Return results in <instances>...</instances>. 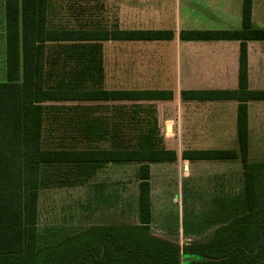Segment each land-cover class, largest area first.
I'll return each mask as SVG.
<instances>
[{
    "label": "trees",
    "instance_id": "16d2710c",
    "mask_svg": "<svg viewBox=\"0 0 264 264\" xmlns=\"http://www.w3.org/2000/svg\"><path fill=\"white\" fill-rule=\"evenodd\" d=\"M47 0H0V264H42L49 252L41 256L35 249L37 201L41 188L46 187L49 175L44 168L64 167L68 175L76 171L98 170L109 164L139 165L138 219L140 227L121 230L115 228L105 242L102 259L84 257L78 252L68 253L67 242L59 247V258L52 264H215L228 253L221 246L230 245L239 231L245 232L250 243L243 251L253 259L252 264H264V242L260 229L241 220L218 227L208 244L194 243L179 257L169 243L152 239L150 223L149 164L172 163L174 151L165 149H81L48 147L44 144L43 122L49 103L111 101V100H167L169 91H106L102 89L47 88L45 53L47 42L96 41H159L172 38L170 31L105 30L100 32L46 29ZM252 0H243L242 27L239 31L182 32L188 40H239V90L233 92L194 93L207 98L264 100V92L247 90V41L264 40V30L251 25ZM246 107L238 109L239 155L234 151H191L183 154L187 160H235L240 157L244 166V200L247 216L256 211L259 199L255 192L256 177L247 161ZM73 171V173H71ZM98 230V229H95ZM123 234V235H122ZM108 235V233H107ZM101 236L100 234L98 240ZM107 237V236H106ZM121 237L122 241L118 239ZM118 238V239H116ZM110 239V241H109ZM118 240V241H117ZM241 240V239H236ZM93 240L89 247L99 248ZM222 241L223 244H217ZM86 242V241H85ZM90 242V241H89ZM104 242V243H105ZM257 242L261 245L253 246ZM61 244V245H62ZM88 244V243H87ZM85 245V244H84ZM98 246V247H97ZM63 247V250L61 249ZM213 247V248H212ZM214 247L222 254H213ZM200 248L201 256L190 257L191 249ZM67 252V253H66ZM75 255V256H74ZM214 258V259H213ZM229 258V257H227ZM226 262V261H224Z\"/></svg>",
    "mask_w": 264,
    "mask_h": 264
},
{
    "label": "crops",
    "instance_id": "0c3cea01",
    "mask_svg": "<svg viewBox=\"0 0 264 264\" xmlns=\"http://www.w3.org/2000/svg\"><path fill=\"white\" fill-rule=\"evenodd\" d=\"M86 2H90L87 0ZM243 0H114L119 21L136 23L129 29L170 31L172 38L159 41H96L93 43L128 44L129 59L114 62V69H128L129 88L123 89L114 74V88L106 91H169L167 100H111L49 103L62 107L89 108L99 122L92 131L106 135L103 146L81 149H165L174 151L177 160L172 163L149 164L151 237L172 242L173 234H159L155 225L153 200L155 190L169 174H174L176 186L194 189L197 181H208L206 212H232L234 198L244 197V166L238 156L235 160H187L183 154L191 151H239L238 109L246 107L247 161L250 151L260 149L255 137L264 128V100L218 99L194 93L233 92L239 90V40H188L182 32L239 31L242 25ZM51 0L46 4V29L100 32L106 29H58L49 27ZM251 25L264 30V0H252ZM92 42V41H91ZM75 43V42H64ZM89 43V42H83ZM58 42H47V47ZM247 90L264 92V40L247 41ZM120 57V56H119ZM62 63H55L58 65ZM120 72V71H119ZM106 84V77L104 85ZM120 86V87H119ZM106 87V86H105ZM84 114V113H82ZM84 136L91 135L90 127L82 126ZM260 140V137L257 139ZM89 141L88 144H90ZM254 145V146H253ZM238 151H236L238 153ZM239 155V153H238ZM139 165L109 164L99 170H117ZM138 179V178H137ZM157 180V182H156ZM139 183V180H138ZM159 185V186H158ZM182 204L185 192L181 190ZM236 189V190H235ZM236 191V192H235ZM139 194V189H138ZM187 195V194H186ZM138 196V195H137ZM188 196V195H187ZM189 197V196H188ZM138 199V197H137ZM186 199V198H185ZM241 201V200H240ZM242 202V201H241ZM138 217V213H137ZM225 223H218L216 229ZM138 222L135 226H140ZM158 226L159 229H154ZM181 243H193L195 234H175Z\"/></svg>",
    "mask_w": 264,
    "mask_h": 264
},
{
    "label": "rangeland",
    "instance_id": "374dc122",
    "mask_svg": "<svg viewBox=\"0 0 264 264\" xmlns=\"http://www.w3.org/2000/svg\"><path fill=\"white\" fill-rule=\"evenodd\" d=\"M86 1L51 0L49 27L117 30L129 29L136 25V23L119 21L114 0ZM128 49V44L123 43L102 45L93 42H75L49 45L45 70L46 86L62 89H110L115 87L114 74L117 73V85L120 83L123 89H127L129 88L127 78L129 71L123 68L117 71L114 69V62L121 60L124 64L127 63L129 59L121 55L128 53ZM56 62L62 64L54 65ZM105 77L106 84L104 85ZM98 122V118L91 116L89 108L84 111L80 106L47 105L43 122L44 144L54 148L103 146L101 142L104 141L106 135L96 132L98 129L93 132L91 127L92 124L96 126ZM82 126L90 127L91 135L84 136ZM260 131L261 133L255 137L254 144L260 149L250 151V161L253 162L250 167L256 177L255 192L259 199L254 213L247 216L243 205L244 198H234V201H238L233 202L232 212L219 213L217 208V213H208L205 208L208 203V181H197L196 186L194 183V189H189V185L181 189V185L177 188L176 177L171 173L164 177L160 186L158 185L159 188L155 190V198L152 202L156 213L154 224L161 226V230H155V232L159 234L171 232L173 234L171 240L176 243L178 238L175 234L180 230L185 235L195 234L194 241L206 245L213 239L216 231L215 225L218 223H236L238 220L245 222L246 220L243 219L249 217L246 223L259 227L260 237L264 242V128ZM259 137L260 140H257ZM91 140L92 142L88 144ZM236 151L238 150H234ZM136 172V166H127L122 168L121 172L113 168L110 170L89 168L87 172L76 171L77 175L71 177L64 167L44 168V174L49 175L47 177L49 180L45 184L46 187L41 188L38 194L35 249L41 253V256L51 252L55 253L56 257H48L42 264L55 262L53 260L59 258V247L67 241L64 244L67 247L66 251L71 253L76 247L74 254L79 251L77 255L79 259L87 256L102 259L106 245L109 244L105 242V239L109 238L112 230L140 227L135 226L139 222L137 217L139 183ZM180 189L185 192L183 204ZM155 225L154 229H159ZM100 234L105 236H101L98 240ZM248 237L246 230L237 232L235 238L229 243L230 245L221 246L228 255L221 260L213 258L214 263L252 264L253 259L243 251V247L247 246L245 244L250 243ZM96 238L99 248L89 247L95 244L92 242L93 240L96 242ZM118 240L122 241L121 237ZM179 244L177 253L183 260L186 245L184 242ZM218 244L221 245L223 242L215 243V245ZM258 245L261 244L257 242L253 244V246ZM61 249L63 250V247ZM191 251L192 259L201 256L200 248H194ZM212 253L222 254L220 248L217 247H214ZM194 264L204 263L196 261Z\"/></svg>",
    "mask_w": 264,
    "mask_h": 264
},
{
    "label": "flooded vegetation",
    "instance_id": "af4514ba",
    "mask_svg": "<svg viewBox=\"0 0 264 264\" xmlns=\"http://www.w3.org/2000/svg\"><path fill=\"white\" fill-rule=\"evenodd\" d=\"M148 234H149V233H148ZM149 236H150V234H149ZM150 237H151V236H150ZM151 238H152V239H155V238H153V237H151ZM155 240H158V239H155ZM158 241H163V242L169 243V244L172 245L174 248H176V250H177L178 244L180 243L179 240H177L176 243H175L174 241H172V242L164 241V240H158ZM194 243H196V242L185 244V245H186L185 248H187L188 246H190V245H192V244H194ZM179 245H181V244H179ZM184 250H185V249H184ZM178 255H179V253H178ZM180 256H181V255H180ZM180 256H179V257H180ZM180 264H181V263H180Z\"/></svg>",
    "mask_w": 264,
    "mask_h": 264
}]
</instances>
